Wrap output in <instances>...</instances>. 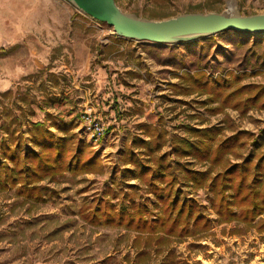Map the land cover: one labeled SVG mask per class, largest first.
I'll return each instance as SVG.
<instances>
[{"label": "rangeland", "instance_id": "374dc122", "mask_svg": "<svg viewBox=\"0 0 264 264\" xmlns=\"http://www.w3.org/2000/svg\"><path fill=\"white\" fill-rule=\"evenodd\" d=\"M116 2L124 11L151 19L222 11L230 4L242 14L264 12V0ZM62 4L75 8L67 0H0V127L9 115L22 110L24 129L28 120L48 126L53 120H71L78 135L100 154L104 171L77 176L66 172L57 181L43 180L57 193L41 202L24 200L14 189L0 192V264H104L107 256L120 259L125 253L133 254V232L90 225L77 210L85 196H95L107 185L139 183L131 175L123 177L119 167L130 166L123 164L120 151L131 136L140 133L141 123L161 125L180 135H188L186 123L222 125L223 135L247 129L261 136L264 129V107L243 111L226 106L212 112L209 108L218 101L202 103L206 94L178 93L173 86L182 72L197 69L208 77L237 75L233 85L264 84V32L227 29L174 43L135 40L117 35L112 25L88 14L70 26L58 23L64 19ZM76 42L86 45L83 55L76 53ZM87 56L90 66L82 73L78 59ZM6 90L10 93L3 95ZM183 188L199 200L212 226L174 243L182 260L187 264H264V231L242 222H219L207 188ZM136 198L154 197L142 188ZM234 228L239 231L232 232ZM159 259L160 255H154L150 264H159Z\"/></svg>", "mask_w": 264, "mask_h": 264}, {"label": "trees", "instance_id": "16d2710c", "mask_svg": "<svg viewBox=\"0 0 264 264\" xmlns=\"http://www.w3.org/2000/svg\"><path fill=\"white\" fill-rule=\"evenodd\" d=\"M205 75L203 69L182 72L173 86L178 93L206 94L202 103L218 101L209 108L212 112L226 106L243 111L264 107V84L233 85L237 75ZM23 113L9 115L0 127L5 133L0 137V192L14 189L24 200L41 202L57 193L43 180L57 181L66 172L77 176L104 171L100 154L78 135L73 121L53 120L48 126L28 120L24 129ZM183 127L188 135L141 123L140 133L131 136L120 151L123 164L130 166L119 167L123 177L131 175L139 183L118 188L107 185L103 192L83 198L77 210L82 220L133 232V254L125 253L120 259L107 256L104 264H150L154 255H160L159 264H187L174 243L208 231L212 219L183 186L195 191L207 188L219 222H242L264 231V129L259 136L247 129L223 135L224 127L217 124L196 127L186 123ZM167 145L169 149L164 148ZM142 188L154 198L137 199V190Z\"/></svg>", "mask_w": 264, "mask_h": 264}, {"label": "water", "instance_id": "95a60500", "mask_svg": "<svg viewBox=\"0 0 264 264\" xmlns=\"http://www.w3.org/2000/svg\"><path fill=\"white\" fill-rule=\"evenodd\" d=\"M78 10L112 25L119 36L161 43L190 41L227 29L264 32V12L242 14L228 7L222 11H191L151 19L124 11L116 0H67Z\"/></svg>", "mask_w": 264, "mask_h": 264}, {"label": "crops", "instance_id": "0c3cea01", "mask_svg": "<svg viewBox=\"0 0 264 264\" xmlns=\"http://www.w3.org/2000/svg\"><path fill=\"white\" fill-rule=\"evenodd\" d=\"M62 5H63V18L64 19L62 22H60L58 20V23L67 24L70 26V24H72V23L75 24L76 20L80 21V20H82V17H84V15H87L84 12L78 10L76 7L73 9V8H70L69 6H66L65 4H62ZM74 45H75L74 48H75L76 53L83 55L85 48H86V45L83 42H76ZM78 61L81 64L82 73H85L90 66V59L87 56L86 59H84V57H82V58L78 59Z\"/></svg>", "mask_w": 264, "mask_h": 264}, {"label": "built area", "instance_id": "2783aa9c", "mask_svg": "<svg viewBox=\"0 0 264 264\" xmlns=\"http://www.w3.org/2000/svg\"><path fill=\"white\" fill-rule=\"evenodd\" d=\"M86 116V115H85ZM86 119H88L90 122L92 121L90 115L87 114ZM95 128L99 129V127L97 126V124L95 125Z\"/></svg>", "mask_w": 264, "mask_h": 264}, {"label": "bare ground", "instance_id": "6f19581e", "mask_svg": "<svg viewBox=\"0 0 264 264\" xmlns=\"http://www.w3.org/2000/svg\"><path fill=\"white\" fill-rule=\"evenodd\" d=\"M230 7H231L232 9H234V5H233V4H230Z\"/></svg>", "mask_w": 264, "mask_h": 264}]
</instances>
